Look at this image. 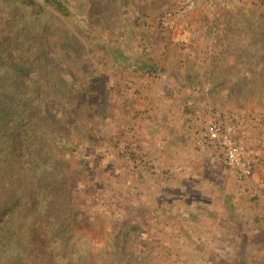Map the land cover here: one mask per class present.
<instances>
[{
  "label": "rangeland",
  "instance_id": "1",
  "mask_svg": "<svg viewBox=\"0 0 264 264\" xmlns=\"http://www.w3.org/2000/svg\"><path fill=\"white\" fill-rule=\"evenodd\" d=\"M63 1L86 53L77 68L64 60L62 73H91L93 88L94 139L74 193V208L92 214L80 231L92 264H264V146L256 175L240 180L143 86L163 73H210L229 89L226 102L242 105L223 118L240 110L238 134L261 145L264 0H196L184 29L166 35L157 19L178 0Z\"/></svg>",
  "mask_w": 264,
  "mask_h": 264
},
{
  "label": "trees",
  "instance_id": "2",
  "mask_svg": "<svg viewBox=\"0 0 264 264\" xmlns=\"http://www.w3.org/2000/svg\"><path fill=\"white\" fill-rule=\"evenodd\" d=\"M67 17L63 0H0V264L93 263L92 214L74 208L93 88L91 73H62L86 53Z\"/></svg>",
  "mask_w": 264,
  "mask_h": 264
},
{
  "label": "crops",
  "instance_id": "3",
  "mask_svg": "<svg viewBox=\"0 0 264 264\" xmlns=\"http://www.w3.org/2000/svg\"><path fill=\"white\" fill-rule=\"evenodd\" d=\"M183 74L180 77L177 76V79L173 78V73H163L160 76H155L154 79L146 76V78L150 79V82L143 86L148 88L153 85L151 92L157 93L151 96L153 100L150 97L149 100L153 101L156 104L155 106H158L157 109L166 112V115L164 114L165 119H179L178 123L180 128L187 123L192 126V121H199L204 124L218 121L220 123L234 124L237 126L238 122L237 120L233 121V118H235L236 111L238 112L240 110L234 109L235 111H232L230 114L231 117H229L232 119L228 121L223 118L226 117L224 115L225 113H230L229 110L231 109L227 107H242L240 103L233 105L231 102L229 104L226 102L229 89H224L223 86H218L216 83L211 84L209 81L211 78L210 73H204L207 76H202L203 73L198 75L196 73L192 75L186 73L185 76ZM217 97L218 99H216ZM153 103L146 102L147 105L145 106H147L149 112L153 108H156L152 105ZM169 110L177 111L176 115L168 116L167 112ZM251 122L255 123L254 120Z\"/></svg>",
  "mask_w": 264,
  "mask_h": 264
},
{
  "label": "built area",
  "instance_id": "4",
  "mask_svg": "<svg viewBox=\"0 0 264 264\" xmlns=\"http://www.w3.org/2000/svg\"><path fill=\"white\" fill-rule=\"evenodd\" d=\"M196 0H178L176 5L164 10L157 19L160 34L184 29L181 22L184 15L196 8ZM194 144L200 149H217L227 168L240 180H251L262 157L261 145L247 143L237 132L234 124L218 121L204 124L192 121ZM264 183L259 184L262 188Z\"/></svg>",
  "mask_w": 264,
  "mask_h": 264
}]
</instances>
